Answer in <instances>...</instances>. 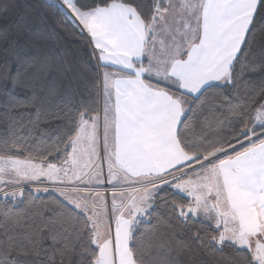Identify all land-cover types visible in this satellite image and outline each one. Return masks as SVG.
<instances>
[{"label":"snow or ice","instance_id":"1","mask_svg":"<svg viewBox=\"0 0 264 264\" xmlns=\"http://www.w3.org/2000/svg\"><path fill=\"white\" fill-rule=\"evenodd\" d=\"M10 20L0 264H264V0H0Z\"/></svg>","mask_w":264,"mask_h":264},{"label":"trees","instance_id":"2","mask_svg":"<svg viewBox=\"0 0 264 264\" xmlns=\"http://www.w3.org/2000/svg\"><path fill=\"white\" fill-rule=\"evenodd\" d=\"M18 2L23 6L24 4L28 2H36V0H18ZM18 21L17 20H10L7 24L0 23V31H2L4 28H8L9 30L14 29L17 26ZM60 41L63 44H68L72 47H76V45L71 43V38H65L64 34L60 33L59 30H56L53 35L50 37V42H57ZM21 51H24L23 48H21Z\"/></svg>","mask_w":264,"mask_h":264}]
</instances>
